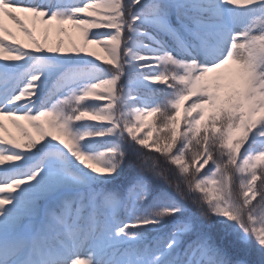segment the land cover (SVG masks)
Masks as SVG:
<instances>
[{
	"label": "snow or ice",
	"instance_id": "snow-or-ice-1",
	"mask_svg": "<svg viewBox=\"0 0 264 264\" xmlns=\"http://www.w3.org/2000/svg\"><path fill=\"white\" fill-rule=\"evenodd\" d=\"M0 264H264V0H0Z\"/></svg>",
	"mask_w": 264,
	"mask_h": 264
},
{
	"label": "rangeland",
	"instance_id": "rangeland-1",
	"mask_svg": "<svg viewBox=\"0 0 264 264\" xmlns=\"http://www.w3.org/2000/svg\"><path fill=\"white\" fill-rule=\"evenodd\" d=\"M8 26H9L10 28H12L13 31H16V29L14 28V26H12L11 24H8ZM65 27H69V33H68L66 36H64V37H61L62 39L65 40V43H66V44L68 43L69 38L75 40L77 43H80V42H81V35H80V33H79V32H76V31H74V30H72L70 26H65ZM36 37H37V39H39V40H41V41L43 40V34H42L41 32H37ZM19 38H20L23 42L28 43L27 38H25V37H23V36H20ZM56 38H57V37L55 36V34H53V35L51 36V39H52V40H55ZM89 50H94V51H96L98 54H100L101 56L103 55V54L100 52V50H99L98 48H95L94 46H91V45H90V46H89ZM20 123L25 124V127H27L26 122L21 121ZM5 124L7 125L8 129H9V131L12 133V135H13V136H17V138H19V133L17 132V130H16L15 128L12 127V125L10 124V122L5 121Z\"/></svg>",
	"mask_w": 264,
	"mask_h": 264
}]
</instances>
